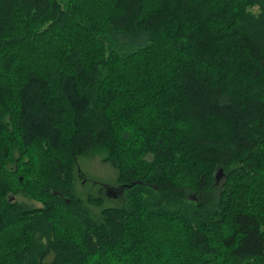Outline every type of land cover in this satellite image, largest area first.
Returning a JSON list of instances; mask_svg holds the SVG:
<instances>
[{"label":"trees","instance_id":"obj_1","mask_svg":"<svg viewBox=\"0 0 264 264\" xmlns=\"http://www.w3.org/2000/svg\"><path fill=\"white\" fill-rule=\"evenodd\" d=\"M0 264H264V0H0Z\"/></svg>","mask_w":264,"mask_h":264},{"label":"rangeland","instance_id":"obj_2","mask_svg":"<svg viewBox=\"0 0 264 264\" xmlns=\"http://www.w3.org/2000/svg\"><path fill=\"white\" fill-rule=\"evenodd\" d=\"M101 154H94L86 157H79L78 158V167L77 170L81 172V178H77L75 182L76 192L83 200L86 199V194L90 193L92 195L97 196L101 193L100 187H102V183L109 184L112 186H116V171L112 168V166L104 162L102 160ZM218 176V173H216ZM224 176H219V185L223 182ZM104 194V203L100 206L97 205H90L88 204L90 211L93 214H98L104 206H112L119 204L120 196L111 195L103 192ZM15 198L23 202L27 206H40L39 202H36L26 196L22 195H15Z\"/></svg>","mask_w":264,"mask_h":264},{"label":"water","instance_id":"obj_3","mask_svg":"<svg viewBox=\"0 0 264 264\" xmlns=\"http://www.w3.org/2000/svg\"><path fill=\"white\" fill-rule=\"evenodd\" d=\"M102 187H103L106 195L111 194L114 196H116V195L121 196L123 193V188H124V186L120 185V184H118L116 186H112V185L104 184V183H102ZM12 198L13 197H10V200H12Z\"/></svg>","mask_w":264,"mask_h":264},{"label":"flooded vegetation","instance_id":"obj_4","mask_svg":"<svg viewBox=\"0 0 264 264\" xmlns=\"http://www.w3.org/2000/svg\"><path fill=\"white\" fill-rule=\"evenodd\" d=\"M84 178V176H82Z\"/></svg>","mask_w":264,"mask_h":264}]
</instances>
